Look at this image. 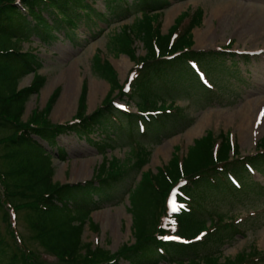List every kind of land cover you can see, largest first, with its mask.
<instances>
[{
	"label": "rangeland",
	"instance_id": "1",
	"mask_svg": "<svg viewBox=\"0 0 264 264\" xmlns=\"http://www.w3.org/2000/svg\"><path fill=\"white\" fill-rule=\"evenodd\" d=\"M87 2L94 9L89 15L80 8L70 7L67 10L68 14L75 16L73 27L67 23L65 20L67 18L54 9L43 10L46 21L52 25L48 27L54 36L52 38L41 39L39 32H44L46 23L33 20L27 23L26 36L21 38L19 36L20 42L12 41L8 35H0V51H8L19 45L24 51H33L42 62L39 72L47 76L44 87L27 101L23 121L28 120L32 111L44 109L57 89L60 93L49 118L52 123L70 121L77 114L84 81L88 87L87 113L96 111L111 87L109 80L94 65L99 52L109 60L118 74L120 83L127 84L136 61L119 52L117 37L122 36L124 25L132 24L142 16L141 2L139 0ZM170 2L171 5L161 12L163 33L168 32L176 18L184 11L202 7L204 9L202 23L192 31L194 48L206 51L229 48L226 49V55L208 56L202 60L201 69L206 68L203 72L207 73L208 81L215 86L213 93H208L200 85L197 76L186 64L167 66L166 72L152 80L149 86L153 93L157 91L161 94L157 106L172 105L174 108L172 111L179 109L177 115L180 113L182 115L166 117L165 123L162 124L147 121L148 133H144L145 136H142V127L137 126L136 117L132 116L134 122L130 124L133 125L130 128L127 120L124 118L120 121L122 116L117 113V117L112 115L103 117L90 134L86 128L76 125L74 130L58 136L51 144L36 135H33L34 139H29L26 144L28 149L41 150L45 147L51 153L55 166L54 182L82 183L96 176L103 162L99 144L103 141L109 142L105 156L109 161L116 160L115 170L121 172L119 177L96 183L99 186L97 190H80L74 195L76 201L95 207L90 216L92 222L99 226L97 232L87 221L83 242L91 243L93 247L100 246L112 253L117 252L123 244L135 242L130 195L142 179L144 171L151 169L157 172L159 167L167 164L177 153L180 156L185 155L195 139L204 136L210 130L216 135L231 133L232 140L239 145L240 154L245 156L257 154V144L264 137L262 115L264 0H170ZM99 13H102V16H99ZM208 28L210 35L205 37L203 34L200 37L202 39H197L196 33ZM135 47L138 55L146 53L143 43L137 41ZM72 73L75 81L71 82ZM32 79L33 73L23 77L19 88L28 86ZM50 86L52 87L46 92ZM73 89L74 109L68 114L58 116L61 98L68 92V95H73L70 94ZM130 96L120 97L119 90L113 95L118 103L124 104L127 110L135 114L142 96L138 92H133ZM190 122H192L190 126L180 131L183 123ZM119 123L125 127H121ZM136 139L151 150L148 162L143 168L137 166V157L132 148L133 143L137 142ZM60 148L66 152L65 160L59 157ZM3 153L0 145L1 170L17 164L16 158L7 162L3 160ZM83 165L88 167L87 173L78 174L77 170ZM253 165L255 167L253 170L236 171L242 188L236 186L235 188L224 174L219 176L222 183L218 186L198 188L195 195H200L201 191H204L203 210L207 211L208 215L209 212H213L212 210H216L228 221L234 220L241 225L240 232L227 231V239L210 242L206 248L200 249L201 253L214 252L217 254L214 257L223 261L253 248L264 252V162L260 166ZM2 214L1 212L0 233L8 240L11 250L14 251L15 241L8 233ZM193 218H197V215H193ZM236 219L241 221L238 222ZM11 221L24 246L32 249L46 264H54L57 261L56 256L49 253L34 237L35 232L29 223L26 209L19 210L16 216L11 215ZM210 223L208 220L207 226ZM15 247L18 249L16 243ZM141 263L143 260L137 256L131 260L122 258L119 264ZM160 264L169 262L161 259Z\"/></svg>",
	"mask_w": 264,
	"mask_h": 264
},
{
	"label": "trees",
	"instance_id": "2",
	"mask_svg": "<svg viewBox=\"0 0 264 264\" xmlns=\"http://www.w3.org/2000/svg\"><path fill=\"white\" fill-rule=\"evenodd\" d=\"M139 2L142 16L134 23L124 25L122 36L117 37L119 52L136 61L131 71L133 77L129 81L131 91H125L117 72L109 60L99 52L94 65L109 80L111 87L103 103L91 114L87 113L88 87L84 81L77 114L70 121L52 123L49 118L59 96V89L53 92L44 109L32 111L28 120L23 121L27 101L33 94L40 92L47 76L39 72L42 62L33 51H23L20 45L8 51H0V133H4L0 135V145L4 150L3 160H17L16 165L0 169V213H3L8 233L18 247L17 249L14 243L15 249L12 251L11 244L0 233V264H46L32 249L22 244L20 234L11 221L10 209L14 213L22 209L28 211L29 223L35 232L34 237L49 253L56 256L57 261L54 264H119L122 258L131 260L137 256L143 260L141 264H160L161 259L168 260L169 264H264V252L256 248L240 252L234 258H225L223 261L214 257L217 254L213 251L201 253L200 249L206 248L210 242L227 239V231L240 232L241 225L234 220L228 221L216 210H212L208 215L207 211L203 210L204 191L195 195L201 186H218L222 183L219 176L223 174L246 170L247 163L262 165L264 137L258 144V154L243 156L240 154L239 145L231 140L229 132L216 135L210 130L195 139L185 155L180 156L177 153L167 164L159 167L157 172L151 169L144 171L142 179L130 195L135 242L123 244L115 253L83 242L87 221L97 232L99 226L92 222L90 216L95 207L76 201L74 195L80 190H97V182L119 177L121 172L115 170L116 160L109 161L105 156L109 142L103 141L99 144L103 162L96 176L85 183L77 184L54 182L55 166L51 153L45 147L41 150H31L26 146L29 139H34L33 135L51 144L61 134L74 130L76 125L91 133L103 117H117V113L122 116L120 121L125 118L129 125L134 122L132 116L139 121L158 112L160 115L151 116V121H154V124H162L165 123L166 117L182 115H177L179 109L172 111V105L157 106L161 94L152 92L149 86L152 80L162 76L167 66L186 64L193 71L191 61L202 66V60L208 56L218 57L226 55L227 52L194 49L192 31L202 23V7L184 11L176 18L168 32L163 33L161 12L171 5L170 0ZM50 6L67 18L65 20L70 27L75 26L76 21L74 15L67 13L70 7L80 8L87 15L94 11L86 0H0V35H8L12 41L20 42L19 36H26L25 28L27 23L31 22L29 16H32L39 22L46 23L44 32H39L41 39L54 37L48 28L52 25L46 21L43 14V10ZM99 16H102V13H99ZM137 41L143 43L146 50L144 55L137 54ZM30 73H33L32 82L19 88L20 80ZM193 73L196 75L194 71ZM198 81L208 93H213L214 89L206 87L199 78ZM117 90L120 97L130 96L133 92L142 96L138 102V113H127L114 105L116 98L113 95ZM190 124L192 122L183 123L180 131ZM119 125L125 127L124 124ZM132 126L130 125V128ZM148 129L150 132V128ZM146 132L148 133L146 130L142 136H145ZM136 141L132 148L137 157V166L143 168L148 162L151 150L138 139ZM59 157L66 159V152L62 148L59 150ZM182 181H185L180 187L184 194L183 199L190 203V208L175 214L176 233L187 241H165L159 238V235L170 231L164 222V216L169 212L168 194ZM193 215H197V218H193ZM206 215L208 217H205ZM208 220L211 223L207 226ZM204 230L207 234L203 239L194 241Z\"/></svg>",
	"mask_w": 264,
	"mask_h": 264
},
{
	"label": "bare ground",
	"instance_id": "3",
	"mask_svg": "<svg viewBox=\"0 0 264 264\" xmlns=\"http://www.w3.org/2000/svg\"><path fill=\"white\" fill-rule=\"evenodd\" d=\"M205 35V37H208L209 35H210V29L208 28V29H206V30H204L203 32H197L196 33V36H197V39L199 38V39H202V38H200L202 35ZM201 42V41H200ZM202 43V42H201ZM72 81H75V76H74V74L72 73V75H71V82ZM52 86H50L48 89H47V91L46 92H48V90L51 88ZM73 91H74V89L72 90V92L70 93V94H73V95H68L69 94V92L68 93H66V94H64L63 95V97L61 98V100H60V102H59V104H58V112H57V115L58 116H63V115H65V114H68V112L70 111V110H73L74 109V107H75V104H74V100H73V97H74V93H73ZM242 135H244L243 133H242ZM88 169V167L86 166V165H83V166H81V168L79 169V170H77L78 171V174L79 173H81V174H86L87 173V170ZM80 174V175H81ZM84 177V176H83Z\"/></svg>",
	"mask_w": 264,
	"mask_h": 264
},
{
	"label": "snow or ice",
	"instance_id": "4",
	"mask_svg": "<svg viewBox=\"0 0 264 264\" xmlns=\"http://www.w3.org/2000/svg\"><path fill=\"white\" fill-rule=\"evenodd\" d=\"M121 107H123V106H121ZM262 115H264V113H262ZM174 210H176V209H174ZM168 239H173V237H168ZM197 239H199V237Z\"/></svg>",
	"mask_w": 264,
	"mask_h": 264
}]
</instances>
